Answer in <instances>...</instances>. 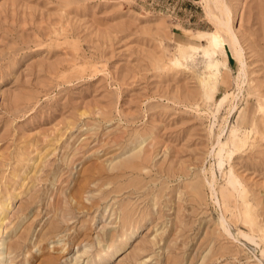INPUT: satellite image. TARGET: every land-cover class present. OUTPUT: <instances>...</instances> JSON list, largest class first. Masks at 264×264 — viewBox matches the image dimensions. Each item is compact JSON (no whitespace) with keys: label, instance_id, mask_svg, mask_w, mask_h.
Returning <instances> with one entry per match:
<instances>
[{"label":"rangeland","instance_id":"1","mask_svg":"<svg viewBox=\"0 0 264 264\" xmlns=\"http://www.w3.org/2000/svg\"><path fill=\"white\" fill-rule=\"evenodd\" d=\"M201 1L0 0V264H264V0Z\"/></svg>","mask_w":264,"mask_h":264},{"label":"bare ground","instance_id":"2","mask_svg":"<svg viewBox=\"0 0 264 264\" xmlns=\"http://www.w3.org/2000/svg\"><path fill=\"white\" fill-rule=\"evenodd\" d=\"M202 1H204L205 2V4H206V1L207 0H202ZM201 1V2H202ZM219 1V0H218ZM207 5V4H206ZM225 8V7H224ZM226 9V8H225ZM226 11V10H225ZM206 12H207V15L210 17V18H212V19H214V21L217 23V25H219V26H221V27H223L227 32H228V34L230 35V33H229V31H230V20H229V18L228 17H225V19L223 18V19H219V18H217V17H215L212 13H210L209 12V10H206ZM225 14V13H224ZM227 15V13L225 14V16ZM233 45H234V50H236L237 51V46H236V41L235 40H233ZM234 107H231L230 108V110L232 111V109H233Z\"/></svg>","mask_w":264,"mask_h":264}]
</instances>
